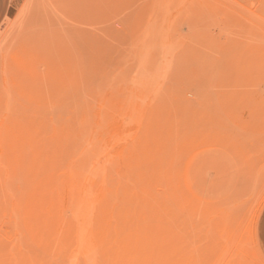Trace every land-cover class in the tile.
<instances>
[{
	"label": "rangeland",
	"instance_id": "obj_1",
	"mask_svg": "<svg viewBox=\"0 0 264 264\" xmlns=\"http://www.w3.org/2000/svg\"><path fill=\"white\" fill-rule=\"evenodd\" d=\"M263 207L264 0H0V264H264Z\"/></svg>",
	"mask_w": 264,
	"mask_h": 264
},
{
	"label": "crops",
	"instance_id": "obj_2",
	"mask_svg": "<svg viewBox=\"0 0 264 264\" xmlns=\"http://www.w3.org/2000/svg\"><path fill=\"white\" fill-rule=\"evenodd\" d=\"M259 216L260 217H259V222H258V236H259V240L262 246L264 247V207ZM258 245H259V242H258Z\"/></svg>",
	"mask_w": 264,
	"mask_h": 264
},
{
	"label": "bare ground",
	"instance_id": "obj_3",
	"mask_svg": "<svg viewBox=\"0 0 264 264\" xmlns=\"http://www.w3.org/2000/svg\"><path fill=\"white\" fill-rule=\"evenodd\" d=\"M238 185H239V184H238ZM240 188H242V187H240ZM235 189H236V188H235ZM251 190H252V189H251ZM234 191H235V190H234ZM237 191H239V190H237ZM242 191H243V189H242ZM248 191L250 192V190H248ZM240 192H241V191H240ZM233 194H234V193H233ZM233 194H231V195H233ZM243 195H244V193H243ZM243 195H242V196H243ZM262 195H263V194H262ZM229 196H230V194H229ZM250 196H251V194H250ZM232 197H233V196H232ZM238 197H240V196H238ZM248 197H249V196H248ZM228 198H229V197H228ZM256 198H257V197H256ZM226 199H227V198H226ZM229 199H230V198H229ZM229 199L227 200V202L231 203V202H232V201H231L232 199H231L230 201H229ZM240 199H241V198H240ZM244 199H245V198H244ZM245 200H246V199H245ZM245 200H244V201H245ZM246 201H247V200H246ZM227 202H226V203H227ZM235 202H236V201H235ZM252 202H253V199H252ZM254 202H255V200H254ZM226 203H225V204H226ZM233 203H234V202H233ZM234 204H235V203H234ZM238 204H239V203H238ZM238 204H237V206H239ZM256 205H257V203H256ZM234 206H235V205H234ZM248 206H249V204H248ZM228 207H229V206H228ZM230 207H231V205H230ZM249 207H250V206H249ZM252 207H253V206H252ZM240 208H241V207H240ZM254 208H255V206H254ZM236 209H237V208H236ZM226 211H227V209H226ZM227 212L230 213L229 210H228ZM240 215H241V213H240ZM224 216H225V215H224ZM227 216H228V215H227ZM228 217H229V216H228ZM224 218H225V217H224ZM235 218H236V217H235ZM235 218H234V219H235ZM228 219H229V218H228ZM228 219L226 218V220H228ZM230 219H231V218H230ZM222 220H223V219H222ZM228 221H229V220H228ZM228 221H227V222H228ZM232 221H233V220H232ZM232 221H231V222H232ZM238 221H239V220H238ZM227 222H226V224H227ZM231 222H230V224H231ZM226 224H224V225H226ZM230 224H229V225H230ZM235 224H236V223H235ZM235 224H234V226H235ZM229 225L227 224L226 226L228 227ZM222 226H223V224H222ZM222 226H221V229H223ZM226 226H224V227H226ZM230 227H232V226L230 225L227 231H229ZM225 229H227V228H225ZM233 229H234V228H233ZM231 230H232V229H231ZM222 233H223V232H222ZM240 234H241V233H240ZM242 235H243V233H242ZM240 237H241V236H240Z\"/></svg>",
	"mask_w": 264,
	"mask_h": 264
}]
</instances>
